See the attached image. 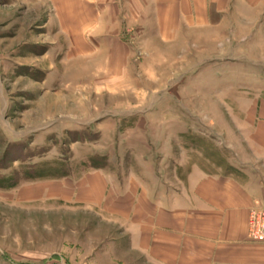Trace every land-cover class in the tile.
<instances>
[{
    "label": "rangeland",
    "instance_id": "obj_1",
    "mask_svg": "<svg viewBox=\"0 0 264 264\" xmlns=\"http://www.w3.org/2000/svg\"><path fill=\"white\" fill-rule=\"evenodd\" d=\"M150 4L92 0L87 31L52 0H0V264H159L137 247L138 180L154 201L197 170L264 197L258 38L229 9L166 32Z\"/></svg>",
    "mask_w": 264,
    "mask_h": 264
},
{
    "label": "crops",
    "instance_id": "obj_2",
    "mask_svg": "<svg viewBox=\"0 0 264 264\" xmlns=\"http://www.w3.org/2000/svg\"><path fill=\"white\" fill-rule=\"evenodd\" d=\"M52 1L58 7L65 5L70 9L75 17L71 25L76 29L79 24H85L89 31L105 23V11L95 9L92 0ZM147 1L150 6L156 2L155 11L161 18L157 21L166 32L180 31L184 14L189 17L187 27L193 31L216 27L229 9L234 17L246 23L249 38H258L262 50L260 63L264 64V0ZM142 7L134 16L131 14L134 23L140 21L139 15L142 20L148 18V8ZM98 177L105 180L103 175ZM136 184L135 198L132 197L135 202L132 203L142 210L137 224V247L154 262L264 264V244L247 239L250 210L257 206L264 209L263 190L250 179L240 181L230 176H208L197 170L190 174L182 192L164 194L156 201L144 192L139 180Z\"/></svg>",
    "mask_w": 264,
    "mask_h": 264
},
{
    "label": "built area",
    "instance_id": "obj_3",
    "mask_svg": "<svg viewBox=\"0 0 264 264\" xmlns=\"http://www.w3.org/2000/svg\"><path fill=\"white\" fill-rule=\"evenodd\" d=\"M247 239L255 243H264V209L258 206L250 210Z\"/></svg>",
    "mask_w": 264,
    "mask_h": 264
}]
</instances>
